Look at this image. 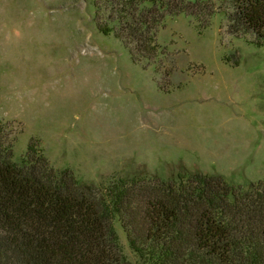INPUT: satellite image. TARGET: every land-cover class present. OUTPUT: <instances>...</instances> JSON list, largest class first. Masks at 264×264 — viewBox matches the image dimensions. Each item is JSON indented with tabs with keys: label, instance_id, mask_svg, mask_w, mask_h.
Returning a JSON list of instances; mask_svg holds the SVG:
<instances>
[{
	"label": "rangeland",
	"instance_id": "rangeland-1",
	"mask_svg": "<svg viewBox=\"0 0 264 264\" xmlns=\"http://www.w3.org/2000/svg\"><path fill=\"white\" fill-rule=\"evenodd\" d=\"M94 3L0 0V121L22 130L14 160L38 139L86 184L179 171L235 187L264 179V48L229 35L223 14L202 32L170 17L157 34L165 54L143 69L99 32Z\"/></svg>",
	"mask_w": 264,
	"mask_h": 264
},
{
	"label": "trees",
	"instance_id": "trees-1",
	"mask_svg": "<svg viewBox=\"0 0 264 264\" xmlns=\"http://www.w3.org/2000/svg\"><path fill=\"white\" fill-rule=\"evenodd\" d=\"M98 30L132 63L148 68L165 54L157 34L170 17L200 32L223 14L226 30L264 48V0H95ZM22 130L0 121V264H264V179L235 187L222 176L179 171L82 183L54 168L38 139L19 161Z\"/></svg>",
	"mask_w": 264,
	"mask_h": 264
}]
</instances>
